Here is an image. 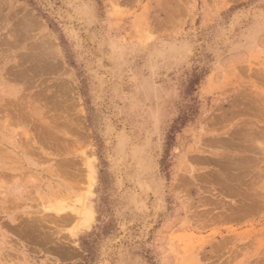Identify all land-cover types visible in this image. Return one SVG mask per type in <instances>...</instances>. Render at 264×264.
I'll return each mask as SVG.
<instances>
[{
	"label": "rangeland",
	"instance_id": "rangeland-1",
	"mask_svg": "<svg viewBox=\"0 0 264 264\" xmlns=\"http://www.w3.org/2000/svg\"><path fill=\"white\" fill-rule=\"evenodd\" d=\"M0 264H264V0H0Z\"/></svg>",
	"mask_w": 264,
	"mask_h": 264
},
{
	"label": "bare ground",
	"instance_id": "bare-ground-1",
	"mask_svg": "<svg viewBox=\"0 0 264 264\" xmlns=\"http://www.w3.org/2000/svg\"><path fill=\"white\" fill-rule=\"evenodd\" d=\"M45 131V130H44ZM50 133V132H49ZM238 186V185H237ZM32 220V219H31ZM36 226V225H35ZM34 227V226H33ZM14 254V253H13Z\"/></svg>",
	"mask_w": 264,
	"mask_h": 264
}]
</instances>
